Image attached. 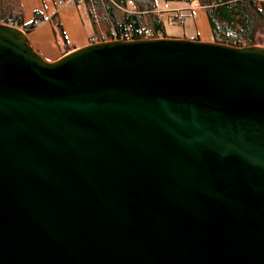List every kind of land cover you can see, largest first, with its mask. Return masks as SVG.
<instances>
[{"label": "water", "instance_id": "water-1", "mask_svg": "<svg viewBox=\"0 0 264 264\" xmlns=\"http://www.w3.org/2000/svg\"><path fill=\"white\" fill-rule=\"evenodd\" d=\"M0 264H264V45L0 25Z\"/></svg>", "mask_w": 264, "mask_h": 264}, {"label": "trees", "instance_id": "trees-1", "mask_svg": "<svg viewBox=\"0 0 264 264\" xmlns=\"http://www.w3.org/2000/svg\"><path fill=\"white\" fill-rule=\"evenodd\" d=\"M76 8L82 7L85 20L90 25L89 43L108 42L111 40H136V31L150 29L153 32L162 31L160 21L154 15L156 1L163 3H181L204 10L206 22L214 41H219L236 48L254 47L255 34L264 27V0H73ZM127 2L133 7V12H125ZM261 4L260 8L256 3ZM8 8L2 7L0 0V23L12 21L21 26L24 33L32 30L37 24V18L29 25H21L20 13L13 11V6L7 2ZM123 11L120 21H116L114 11ZM94 11V12H93ZM174 17V16H173ZM176 18V17H174ZM41 19L39 18V21ZM53 23V19L50 20ZM53 29L62 36L59 25L54 22ZM113 32L114 36H112ZM96 37V38H94ZM219 40H217V39ZM234 39L230 41V39Z\"/></svg>", "mask_w": 264, "mask_h": 264}, {"label": "crops", "instance_id": "crops-1", "mask_svg": "<svg viewBox=\"0 0 264 264\" xmlns=\"http://www.w3.org/2000/svg\"><path fill=\"white\" fill-rule=\"evenodd\" d=\"M18 1H19L18 2L19 7L21 9V12L18 10V13H20L19 21L21 22V25L25 26L31 24L34 21V19L30 22L29 14L31 11V7L33 6V1L32 0H18ZM63 1L64 3H68L69 5H75L73 0H61V2ZM157 2L158 1H156V4ZM42 5L43 8L45 9V13L47 14L48 8L45 6L43 1H42ZM178 6L163 11L162 10L158 11V9L155 8L154 15L160 21L161 29H162V31H159L160 36L159 38H157V40L174 39V40L196 41L203 43H213L214 39L206 22V17L202 15L204 13V10L194 6L192 7L186 6L184 4ZM32 10H36V9H32ZM196 10H201L203 12L202 13L201 11L197 12ZM36 13H37V17L40 18L41 21L44 20V18H46V20L42 21V23H40L39 25L37 24L32 30L28 31L27 33L26 32L23 33V35L25 37L28 46L35 53H37L45 62L47 63L55 62L61 57L91 44L89 43V38H88V35H90V25L87 23L85 19L84 20L88 24V28L84 25L85 21L83 20L82 15L80 14V11H78L77 8L73 9L71 7L66 8L61 6L59 7L58 10H56L55 15L57 17V24L60 27L62 36L58 35V33H56L55 31L54 33L52 32V29L48 24L49 16H50L49 14H47L49 16L39 14L37 10ZM195 15L197 16V18H195ZM173 16L176 18H174ZM164 17L168 19L169 24L175 22L179 26H184V25L186 26V23L184 22L185 18L188 19L191 23L190 25L187 23L186 29L184 28L182 31L174 33L173 35L170 36H166L164 34L162 28V22H161V19ZM197 20H198V24H197ZM178 21H181V24H179ZM46 24L49 25L50 30L47 28ZM50 33L53 37V41ZM111 41H116V40H111Z\"/></svg>", "mask_w": 264, "mask_h": 264}, {"label": "rangeland", "instance_id": "rangeland-1", "mask_svg": "<svg viewBox=\"0 0 264 264\" xmlns=\"http://www.w3.org/2000/svg\"><path fill=\"white\" fill-rule=\"evenodd\" d=\"M1 1H2V7L8 8L9 7V5H7V2H8V3H10L13 6V11H18L19 10L21 12L18 0H1ZM32 1H33V6L31 7V11H30V14H29L30 22L37 17L36 10H37V12H39V14H43V15L49 14L50 16L47 15V16H49L48 24L50 25L53 33H54L53 23L54 22L57 23V17L55 15L56 10H58L59 7H61V6L62 7H66V8L71 7L73 9H76L75 5H69L68 3H64V1L61 2V0H32ZM42 1L45 4V6L48 8L47 14L45 13V9L43 8ZM178 5H181V4H178V3H161V2L158 1L157 4H156V8L158 9V11H161V10L163 11V10L174 8V7L178 6ZM256 6L258 8H260L261 4L259 2H257ZM32 9H36V10H32ZM79 11H80V14L82 15V18L84 20L85 19V17H84L85 16L84 9L82 7H80ZM133 11L134 10H133V7H132L131 4L126 5L125 12H133ZM196 11L198 12V11H201V10H196ZM202 12L203 11H201V13ZM114 14H115V19L118 22V21H120V19H121L122 15L124 14V12L120 11V10H116V11H114ZM202 15L205 16L204 13ZM195 18H197L196 15H195ZM51 19H53V23L50 21ZM204 19H205V17H204ZM44 20H46V18H44ZM44 20H42V21H44ZM37 21H38V25L40 23H42L41 20L39 21V18H37ZM161 22H162V28H163L164 34L166 36H170V35H173L174 33L182 31L184 28L186 29L187 23L189 25L191 23L188 19L185 18L184 22L186 23V26L185 25L184 26H179L175 22H173L172 24H169L168 19L166 17L162 18ZM204 22H205V20H204ZM197 24H198V20H197ZM49 25L46 24L48 29H49ZM84 25L88 28V24L86 23V21L84 22ZM50 35H51V33H50ZM51 38H52V41H53L52 35H51ZM94 38H96V37H94ZM217 40H219V39H217ZM233 40H234L233 38L230 39V41H233ZM253 42L255 44L254 46H263L264 45V27L261 28V30L258 31L255 34ZM62 45H64V44H62Z\"/></svg>", "mask_w": 264, "mask_h": 264}, {"label": "built area", "instance_id": "built-area-1", "mask_svg": "<svg viewBox=\"0 0 264 264\" xmlns=\"http://www.w3.org/2000/svg\"><path fill=\"white\" fill-rule=\"evenodd\" d=\"M131 4L130 2H127V5ZM179 24H181V21H178ZM0 25H4V26H7V27H11V28H15L17 29L18 31H20L22 34L24 33V29L23 27L21 26H16L12 21H7L6 23H0ZM33 25L35 26L36 25V22L34 21L33 22ZM112 36H114L113 32H111ZM160 36V32L159 31H156V32H153L151 31L150 29H139L136 31V37L137 39L136 40H157V38H159ZM136 40H130L129 38H126L124 40H116V41H124V42H128V41H136ZM93 43L91 44H94L95 41L93 40L92 41ZM213 43H216V44H221V45H226V44H222L220 43L219 41H213ZM228 46V45H226ZM229 47H234V46H229ZM236 48V47H234Z\"/></svg>", "mask_w": 264, "mask_h": 264}]
</instances>
